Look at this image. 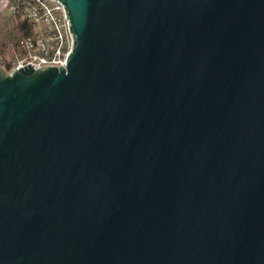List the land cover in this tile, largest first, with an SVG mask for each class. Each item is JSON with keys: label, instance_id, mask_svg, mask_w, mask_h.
Masks as SVG:
<instances>
[{"label": "water", "instance_id": "95a60500", "mask_svg": "<svg viewBox=\"0 0 264 264\" xmlns=\"http://www.w3.org/2000/svg\"><path fill=\"white\" fill-rule=\"evenodd\" d=\"M66 67L0 66V264H264V0H58Z\"/></svg>", "mask_w": 264, "mask_h": 264}, {"label": "built area", "instance_id": "2783aa9c", "mask_svg": "<svg viewBox=\"0 0 264 264\" xmlns=\"http://www.w3.org/2000/svg\"><path fill=\"white\" fill-rule=\"evenodd\" d=\"M3 1L10 6L15 18L31 25L32 32L29 35L21 34L15 41L2 45L0 66L8 72L19 70L28 64L35 70L46 65L66 67L73 37L62 2L0 0Z\"/></svg>", "mask_w": 264, "mask_h": 264}, {"label": "rangeland", "instance_id": "374dc122", "mask_svg": "<svg viewBox=\"0 0 264 264\" xmlns=\"http://www.w3.org/2000/svg\"><path fill=\"white\" fill-rule=\"evenodd\" d=\"M14 26H15L14 20L12 19L11 15L9 16L8 12L6 13L0 12V31H2L0 38V49H1V44L3 42H10V41L13 42L16 39H18L19 35L15 29L13 30Z\"/></svg>", "mask_w": 264, "mask_h": 264}, {"label": "trees", "instance_id": "16d2710c", "mask_svg": "<svg viewBox=\"0 0 264 264\" xmlns=\"http://www.w3.org/2000/svg\"><path fill=\"white\" fill-rule=\"evenodd\" d=\"M15 27L17 29V31L20 33V34H23V35H29L31 34L32 32V28H31V25H29L27 22H25L24 20H21V19H18V18H15ZM2 45L1 44V48H2ZM2 50L0 49V52ZM8 69V68H7Z\"/></svg>", "mask_w": 264, "mask_h": 264}, {"label": "crops", "instance_id": "0c3cea01", "mask_svg": "<svg viewBox=\"0 0 264 264\" xmlns=\"http://www.w3.org/2000/svg\"><path fill=\"white\" fill-rule=\"evenodd\" d=\"M0 12L1 13H6V12H8V15L10 16L11 15V17H12V19L13 20H15V17L12 15V11H11V8H10V6L7 4V2H5V1H3V2H0ZM14 25H15V21H14ZM15 27V26H14ZM13 27V30L15 29L16 31H17V29L16 28H14ZM12 30V31H13ZM18 32V31H17ZM1 33H2V31H0V38H1ZM18 35L20 36L21 34L18 32ZM18 36V37H19ZM2 41V40H1ZM4 43H6V42H3L2 44H4Z\"/></svg>", "mask_w": 264, "mask_h": 264}]
</instances>
